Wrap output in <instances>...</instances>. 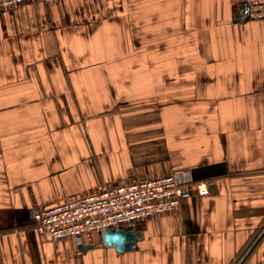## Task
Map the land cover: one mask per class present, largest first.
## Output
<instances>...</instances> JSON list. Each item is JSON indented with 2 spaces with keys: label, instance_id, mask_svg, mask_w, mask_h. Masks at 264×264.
I'll return each mask as SVG.
<instances>
[{
  "label": "crops",
  "instance_id": "1",
  "mask_svg": "<svg viewBox=\"0 0 264 264\" xmlns=\"http://www.w3.org/2000/svg\"><path fill=\"white\" fill-rule=\"evenodd\" d=\"M177 171L216 185L123 228L130 252L34 231L32 211ZM0 264H264V20L220 0L0 10Z\"/></svg>",
  "mask_w": 264,
  "mask_h": 264
},
{
  "label": "built area",
  "instance_id": "2",
  "mask_svg": "<svg viewBox=\"0 0 264 264\" xmlns=\"http://www.w3.org/2000/svg\"><path fill=\"white\" fill-rule=\"evenodd\" d=\"M247 4L251 21L264 20V0H220ZM55 0H0V10H22L29 4L50 5ZM215 180H195L184 171L153 180H133L67 201L53 208L31 212L34 231L51 242L71 239L81 245L83 236L119 230L177 211L193 196L204 198Z\"/></svg>",
  "mask_w": 264,
  "mask_h": 264
},
{
  "label": "water",
  "instance_id": "3",
  "mask_svg": "<svg viewBox=\"0 0 264 264\" xmlns=\"http://www.w3.org/2000/svg\"><path fill=\"white\" fill-rule=\"evenodd\" d=\"M240 9L246 15L249 14V7L247 4H240ZM99 240L103 247H113L118 253H125L132 251L138 241L140 235L134 230H105L98 234ZM87 248L82 247L81 251H85Z\"/></svg>",
  "mask_w": 264,
  "mask_h": 264
}]
</instances>
